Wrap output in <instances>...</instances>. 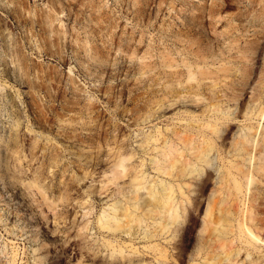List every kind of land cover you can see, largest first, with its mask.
Listing matches in <instances>:
<instances>
[{
	"label": "rangeland",
	"instance_id": "1",
	"mask_svg": "<svg viewBox=\"0 0 264 264\" xmlns=\"http://www.w3.org/2000/svg\"><path fill=\"white\" fill-rule=\"evenodd\" d=\"M224 1L0 0V264L154 263L145 226L101 227L107 214L133 211V167L156 177L149 157L160 141L141 152L140 139L192 125L198 142L218 145V134L227 147L248 126L263 130L256 106L248 117L243 109L264 80V13ZM195 61L210 72L198 95L184 89L196 85L186 77ZM171 73L181 92L166 97ZM223 112L237 117L227 123ZM216 117L224 131L214 134L204 127ZM211 153L215 188L219 158L236 156Z\"/></svg>",
	"mask_w": 264,
	"mask_h": 264
},
{
	"label": "bare ground",
	"instance_id": "2",
	"mask_svg": "<svg viewBox=\"0 0 264 264\" xmlns=\"http://www.w3.org/2000/svg\"><path fill=\"white\" fill-rule=\"evenodd\" d=\"M231 1L225 0L220 5L227 7ZM256 5V0H247L248 8L264 13V8H256ZM213 10L216 9H210ZM194 64L193 68L188 67L186 77L187 82L196 81V85H186L184 89L198 95L202 94L199 80L205 79L210 72L200 70L197 61ZM198 74L201 77L198 78ZM173 77L177 74H169L167 81L170 84L162 90L166 97H175L181 92L173 85ZM222 96L225 101L234 99L238 102L241 94L229 96L223 93ZM205 98L209 102L215 101L214 93ZM211 106L216 108L218 103ZM254 106L257 115L264 118V80L253 88L252 97L244 105L243 116L248 117ZM223 115L227 123L237 117L226 112ZM219 120L221 118L216 117L204 128L214 134L223 132V128L217 127ZM230 127V123L225 124V130ZM262 129L258 132L256 127H246L227 147L225 137L218 134V145L210 137L198 142L192 137V125L183 133L175 131L174 137L153 139L150 133L144 135L138 144L141 152H146L152 141H160L158 147L152 148L157 149L156 153L149 157L156 177L149 176L145 163L146 168L136 170L138 167H133L135 171L130 173H135L131 181L134 194L128 196L133 211L124 208L107 214L101 227L108 230L122 228L124 233H130L131 228L145 226L143 237L150 241L148 249L153 253V264H185L187 259L194 261L190 264H264V125ZM214 150H224L236 157L219 158L222 161L219 185L212 188L209 186L214 184L213 179L206 166L210 163L209 154ZM133 155L131 153V157ZM124 161L125 158L116 161L122 170L127 167ZM245 161H248L247 167H244ZM158 175L165 178L159 179ZM140 189H145L144 196H137ZM204 203L202 225L194 234L197 215ZM243 255L245 258L242 259Z\"/></svg>",
	"mask_w": 264,
	"mask_h": 264
},
{
	"label": "clouds",
	"instance_id": "3",
	"mask_svg": "<svg viewBox=\"0 0 264 264\" xmlns=\"http://www.w3.org/2000/svg\"><path fill=\"white\" fill-rule=\"evenodd\" d=\"M214 157H215V153H210L209 154L210 163L206 166V168L208 170H212L213 169V164L211 163V161L214 159Z\"/></svg>",
	"mask_w": 264,
	"mask_h": 264
}]
</instances>
